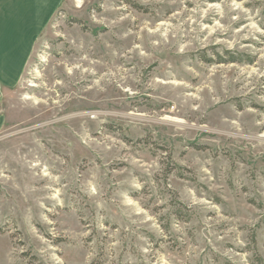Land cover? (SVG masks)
I'll return each instance as SVG.
<instances>
[{
  "label": "rangeland",
  "instance_id": "obj_1",
  "mask_svg": "<svg viewBox=\"0 0 264 264\" xmlns=\"http://www.w3.org/2000/svg\"><path fill=\"white\" fill-rule=\"evenodd\" d=\"M5 106L0 264H264V0H62Z\"/></svg>",
  "mask_w": 264,
  "mask_h": 264
},
{
  "label": "crops",
  "instance_id": "obj_2",
  "mask_svg": "<svg viewBox=\"0 0 264 264\" xmlns=\"http://www.w3.org/2000/svg\"><path fill=\"white\" fill-rule=\"evenodd\" d=\"M62 0H0V134L6 98L20 84L40 33Z\"/></svg>",
  "mask_w": 264,
  "mask_h": 264
},
{
  "label": "trees",
  "instance_id": "obj_3",
  "mask_svg": "<svg viewBox=\"0 0 264 264\" xmlns=\"http://www.w3.org/2000/svg\"><path fill=\"white\" fill-rule=\"evenodd\" d=\"M260 260V259H259Z\"/></svg>",
  "mask_w": 264,
  "mask_h": 264
}]
</instances>
